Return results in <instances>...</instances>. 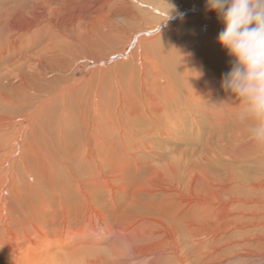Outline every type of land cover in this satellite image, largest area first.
<instances>
[{
  "label": "bare ground",
  "instance_id": "obj_1",
  "mask_svg": "<svg viewBox=\"0 0 264 264\" xmlns=\"http://www.w3.org/2000/svg\"><path fill=\"white\" fill-rule=\"evenodd\" d=\"M205 5L0 0V264L264 254V145L203 106L232 63Z\"/></svg>",
  "mask_w": 264,
  "mask_h": 264
},
{
  "label": "clouds",
  "instance_id": "obj_2",
  "mask_svg": "<svg viewBox=\"0 0 264 264\" xmlns=\"http://www.w3.org/2000/svg\"><path fill=\"white\" fill-rule=\"evenodd\" d=\"M169 6L167 20L176 18ZM205 7L223 24L217 41L232 58L221 88L230 94V103L239 105L250 138L264 145V0H206Z\"/></svg>",
  "mask_w": 264,
  "mask_h": 264
},
{
  "label": "rangeland",
  "instance_id": "obj_3",
  "mask_svg": "<svg viewBox=\"0 0 264 264\" xmlns=\"http://www.w3.org/2000/svg\"><path fill=\"white\" fill-rule=\"evenodd\" d=\"M220 95H223V96L221 97ZM229 95H230L229 93H214V94L213 93H208L207 94V97H206V102L205 103L203 102V106H205V109L207 111H212V110H214V108H217L218 107L220 109V111H224L226 114H228L227 112L230 111V109H232V108H234L235 110H237V111L240 112L239 105L238 104H235V103H230V101L228 100ZM218 97H221V100H217ZM207 98H209V99H207ZM196 99H197L198 103H196V105L194 106V108L192 107L193 110H195L196 108H201L200 98L197 97ZM208 100H210V101L212 100L211 103H208L207 104V101ZM214 100H215V102H214ZM225 103H230V104L227 105ZM188 104H189V102L186 100V101H184V104L183 105H188ZM191 109H190V111L193 112ZM203 114L204 113H201V115H198L197 116L200 121L202 120L201 121L202 123H204V121L206 120V116L205 115L203 116ZM244 123H242V124H244ZM242 124L240 123V125H242ZM229 127L231 128L232 125H229ZM241 129H243V125H242ZM257 229L260 230V228H257ZM253 230H256V229H253ZM249 234L250 235H255L256 232H253L252 234L249 233ZM225 242L223 243V245L226 244ZM240 245L241 246H239V245L237 246V244H236L235 246H237V247H235L234 245H232L233 247L232 246L231 247H228V249H227V246H224L225 248L222 249L221 252H219L220 256L218 258H220V257H223L224 258L225 257V259L230 258L231 260L228 261V262L227 261L226 262H223L221 264H264V254H262L261 252H259V248H258V244L257 243H253V242L252 243H249L247 247H246L245 243H242ZM232 249H234L233 252H235L236 254H240L241 253L240 256H238L239 258H234V256L230 252ZM246 253L248 255L250 254V256H248ZM138 264H148V262H146V261H139ZM217 264H219V263H217Z\"/></svg>",
  "mask_w": 264,
  "mask_h": 264
}]
</instances>
